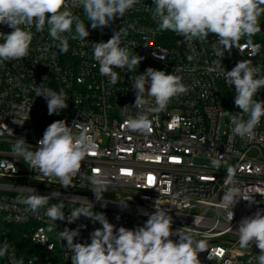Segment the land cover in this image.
I'll list each match as a JSON object with an SVG mask.
<instances>
[{
    "label": "built area",
    "instance_id": "1",
    "mask_svg": "<svg viewBox=\"0 0 264 264\" xmlns=\"http://www.w3.org/2000/svg\"><path fill=\"white\" fill-rule=\"evenodd\" d=\"M68 2L72 13L86 24L90 33L86 40L71 38L75 35L73 23L72 33L62 34L69 47L61 53L48 25L39 32L33 25L28 56L0 62V221L26 229L25 239L36 252L23 264H71L73 253L59 234L65 228L79 229L74 243H91L90 234L102 227L84 216L72 223L52 221L45 211L53 204H64L67 219L72 210L88 201L93 211L103 212L116 229H135L156 210L157 200L172 217L173 230L184 228L194 240L205 242L206 250L199 253L201 264H259L260 253L241 248L235 232L242 218L264 210V195L259 194L264 192V116L254 138L242 139L233 135L230 116L222 113L242 111L234 103L235 86L226 83L224 68L230 71L239 61L251 59L252 66L264 76V14L259 17L261 31L251 38L260 46L258 53L250 56L248 38L243 37L241 49L225 51L219 70H215L218 57L213 45L219 47L218 37L210 33L205 41H187L170 30H158L152 17L153 0H139L122 18L98 29L91 28L82 6ZM121 29L124 45L143 59L132 72L114 68L118 80L112 85L109 78L100 75L91 43L107 42ZM12 30L0 24V33ZM149 67L180 76L189 91L173 98L165 110L150 113L151 131L141 133L127 129L125 120L134 118L138 111L133 107L132 78ZM41 84L57 93L63 90L68 106L49 115L46 99L35 91ZM254 98L264 101V88ZM57 120L66 121L68 126L73 121L88 126L97 145V154L81 162L74 187L64 188L54 178L49 183L48 177L31 169L12 151L17 138H24L34 151L46 128ZM220 156L223 159L217 169L211 160ZM228 168L234 171L237 188L257 192L253 194L256 203L241 199L234 206L231 223L227 219L231 209L221 206L223 194L233 187L226 183ZM96 169L106 181L104 193L112 198L97 201L91 195L94 186L89 177ZM29 188L39 195H57L33 213L17 202L18 196L29 194ZM251 247L258 248L255 244ZM0 264L20 261L14 250H7Z\"/></svg>",
    "mask_w": 264,
    "mask_h": 264
},
{
    "label": "clouds",
    "instance_id": "2",
    "mask_svg": "<svg viewBox=\"0 0 264 264\" xmlns=\"http://www.w3.org/2000/svg\"><path fill=\"white\" fill-rule=\"evenodd\" d=\"M73 5L82 6L92 29L109 26L117 17H123L139 0H71ZM152 17L157 21L158 30H170L187 41L199 39L205 41L209 34L218 37V45H213V51L218 57L215 61L219 70L221 58L225 51L233 47L241 49L240 40L247 37V48L250 56L258 53L259 45H254L252 37L261 31L259 17L264 14V0H153ZM75 23V35L72 39L86 40L89 31L86 24L74 15L69 8L68 0H0V24H6L11 32L0 33L3 42L0 43V62L18 60L28 56L33 33L43 31L48 25L50 37L56 41L55 47L61 53L68 51V38L63 33H72ZM23 26V27H22ZM124 30L115 31L107 42H92L93 59L99 65L101 76L107 77L112 85L118 80L114 68H127L128 72L136 70L143 57L132 55L124 45L122 35ZM123 43V46H121ZM191 59V57H189ZM226 83L235 86V105L241 112L223 111L230 116L233 135L242 139H253L255 128L264 116V101L254 97L264 88V76L259 75V69L252 66L251 59L239 61L230 71L223 70ZM46 78V77H45ZM132 89L135 92L133 107L137 115L125 120V127L131 131L147 133L151 131L150 113H159L166 109L171 100L186 94L189 89L182 83L180 76L149 67L144 73L136 75ZM37 96H43L47 101L49 115L58 113L68 106L63 90L59 93L43 87L35 88ZM124 108H127L125 106ZM247 116V119L244 117ZM77 130L74 132L73 128ZM24 138H17L13 145L14 154L22 156L31 169L49 178L59 181L64 188L73 186V178L80 172L81 162L88 155L97 154L95 138L90 134L88 126L73 121L68 126L66 121L57 120L44 131L35 150H31ZM222 156L211 160L213 167H221ZM100 170H94L89 177L94 186L93 191L97 201L102 200L106 190V181ZM234 171L227 169L226 183H231L221 199V206L230 208L227 219L231 223L234 218L233 208L243 199L249 204L256 203L254 191L235 186ZM29 194L18 196L17 202L26 205V211L39 212L48 205L51 196L39 195L34 188L28 189ZM264 195V192L259 193ZM122 204V203H121ZM126 206V204H122ZM93 204L79 206L65 218L64 204H53L46 208L45 215L52 221L75 222L79 217L90 218L93 223L99 222L102 227L91 234V243H74L79 235V229L65 228L60 234L67 241L66 248L73 253L71 264H201L199 253L206 250L204 241L194 240L190 232L184 228L173 230L172 217L168 211L158 206L148 214L143 226L135 229L126 227L115 228L103 212H94ZM198 223V219L194 220ZM239 246L248 249L255 244L260 250L259 264H264V210H257L252 216L242 218L238 230ZM176 236L174 241L171 237ZM9 245L5 241L0 247V257H3ZM210 259V257H209ZM20 264H23L22 260Z\"/></svg>",
    "mask_w": 264,
    "mask_h": 264
},
{
    "label": "trees",
    "instance_id": "3",
    "mask_svg": "<svg viewBox=\"0 0 264 264\" xmlns=\"http://www.w3.org/2000/svg\"><path fill=\"white\" fill-rule=\"evenodd\" d=\"M26 229L21 226H13L0 221V247L6 241L9 245L7 250H14L21 262L33 256L36 249L25 239Z\"/></svg>",
    "mask_w": 264,
    "mask_h": 264
},
{
    "label": "water",
    "instance_id": "4",
    "mask_svg": "<svg viewBox=\"0 0 264 264\" xmlns=\"http://www.w3.org/2000/svg\"><path fill=\"white\" fill-rule=\"evenodd\" d=\"M91 195H92V196H95L94 193H92ZM103 197L112 198L113 196L110 195V194L103 193ZM216 242H220V241L218 240V241H216ZM248 249H251V250L256 251V252H258V253L261 252V250H260L259 248H256V247H250V248H248Z\"/></svg>",
    "mask_w": 264,
    "mask_h": 264
},
{
    "label": "snow or ice",
    "instance_id": "5",
    "mask_svg": "<svg viewBox=\"0 0 264 264\" xmlns=\"http://www.w3.org/2000/svg\"><path fill=\"white\" fill-rule=\"evenodd\" d=\"M130 174V173H129ZM148 180H149V182H152L153 181V177H148Z\"/></svg>",
    "mask_w": 264,
    "mask_h": 264
}]
</instances>
